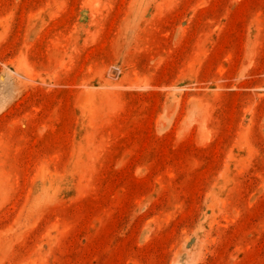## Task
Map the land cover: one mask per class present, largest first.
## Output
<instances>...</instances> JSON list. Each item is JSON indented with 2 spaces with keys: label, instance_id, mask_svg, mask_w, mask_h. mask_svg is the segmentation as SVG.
Wrapping results in <instances>:
<instances>
[{
  "label": "rangeland",
  "instance_id": "rangeland-1",
  "mask_svg": "<svg viewBox=\"0 0 264 264\" xmlns=\"http://www.w3.org/2000/svg\"><path fill=\"white\" fill-rule=\"evenodd\" d=\"M0 264H264V0H0Z\"/></svg>",
  "mask_w": 264,
  "mask_h": 264
}]
</instances>
